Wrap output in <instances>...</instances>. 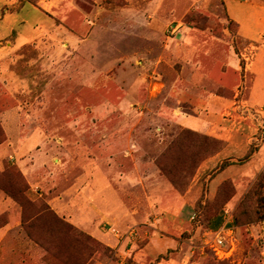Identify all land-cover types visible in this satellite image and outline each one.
Here are the masks:
<instances>
[{
	"label": "rangeland",
	"instance_id": "rangeland-1",
	"mask_svg": "<svg viewBox=\"0 0 264 264\" xmlns=\"http://www.w3.org/2000/svg\"><path fill=\"white\" fill-rule=\"evenodd\" d=\"M4 22L0 264H264L263 114L250 64L226 71L254 48L223 0H0Z\"/></svg>",
	"mask_w": 264,
	"mask_h": 264
},
{
	"label": "crops",
	"instance_id": "crops-1",
	"mask_svg": "<svg viewBox=\"0 0 264 264\" xmlns=\"http://www.w3.org/2000/svg\"><path fill=\"white\" fill-rule=\"evenodd\" d=\"M223 5L228 19L237 25V33L240 38L248 41L250 46L254 48L251 56H248L251 66L250 72H252L254 82L251 87V99L253 102L250 101V105L252 109H255L254 107L256 105V107H261L259 111L257 109L256 111L263 114L260 123H262L261 127L264 129V0H223ZM9 28L10 26L7 27L5 22L0 23V36L3 34L7 36L8 33H10L11 28ZM25 38L26 37L21 35L20 42L25 40ZM233 61L234 62L226 68L227 72L232 71L235 73L244 70L245 74L248 73L246 66L249 63H246L245 68H242L239 62ZM212 82L216 85H222L224 81L219 77L218 79L214 78ZM249 120L250 124H248V120L244 123L240 122L241 126L238 124L236 126L237 129H235V127L234 130L229 131L227 134L228 137L225 138L221 135V137L228 141L227 147L224 150L226 156H243L249 150L251 140L255 137L251 135V132L247 131V127L253 124L257 127L256 123H253L254 120L252 118H249ZM262 136L263 137L259 140L258 148L253 155V161L258 163L259 166L262 165L260 166L261 169L264 164V134ZM239 150L241 152H239ZM257 227L261 229V236L264 238V222Z\"/></svg>",
	"mask_w": 264,
	"mask_h": 264
},
{
	"label": "trees",
	"instance_id": "trees-1",
	"mask_svg": "<svg viewBox=\"0 0 264 264\" xmlns=\"http://www.w3.org/2000/svg\"><path fill=\"white\" fill-rule=\"evenodd\" d=\"M258 204H257V214L261 222H264V176L261 181L258 182Z\"/></svg>",
	"mask_w": 264,
	"mask_h": 264
},
{
	"label": "built area",
	"instance_id": "built-area-1",
	"mask_svg": "<svg viewBox=\"0 0 264 264\" xmlns=\"http://www.w3.org/2000/svg\"><path fill=\"white\" fill-rule=\"evenodd\" d=\"M247 59L249 60V62H246V63H249V64H250V59H249V58H247ZM249 64H248V65H249ZM248 65H247V66H248ZM250 67H251V66H250ZM222 242H223V241H222V238L219 237L218 240H217V243L220 245V244H222Z\"/></svg>",
	"mask_w": 264,
	"mask_h": 264
}]
</instances>
